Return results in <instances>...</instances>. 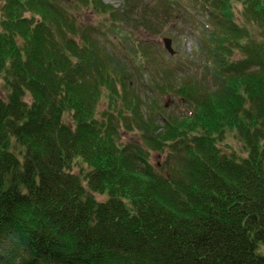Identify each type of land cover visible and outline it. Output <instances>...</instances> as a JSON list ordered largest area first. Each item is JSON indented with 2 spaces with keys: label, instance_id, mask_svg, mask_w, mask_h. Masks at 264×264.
<instances>
[{
  "label": "trees",
  "instance_id": "trees-1",
  "mask_svg": "<svg viewBox=\"0 0 264 264\" xmlns=\"http://www.w3.org/2000/svg\"><path fill=\"white\" fill-rule=\"evenodd\" d=\"M166 1L156 14L136 0L0 4V264H264V0ZM182 9L198 23L199 74L155 70L129 29L158 32ZM139 57L186 114L149 104ZM226 130L246 156L221 149ZM166 147L169 174L149 162Z\"/></svg>",
  "mask_w": 264,
  "mask_h": 264
},
{
  "label": "rangeland",
  "instance_id": "rangeland-1",
  "mask_svg": "<svg viewBox=\"0 0 264 264\" xmlns=\"http://www.w3.org/2000/svg\"><path fill=\"white\" fill-rule=\"evenodd\" d=\"M3 0H0V4ZM181 3L188 5V6H194L190 3L189 0H180ZM105 3L111 4L114 7H123L125 6V0H104ZM137 5H140L141 7H148L150 10L155 9L156 12L160 13V9L163 13L164 11V5L167 7L168 3L166 0H136ZM158 7H161L158 9ZM138 8V9H139ZM169 9L178 10L177 5L175 4V8L171 7ZM242 7L239 5V7L234 8L235 13L237 12L236 16L238 15V20L242 21V14H241ZM172 11V10H171ZM135 16L138 15L136 10L134 9ZM154 16L153 14H150ZM183 14V9L179 11V15L172 17L171 15L162 22L163 24L160 25V30L158 32H149L145 30L144 28H138L136 26L129 27L133 31V36L135 39H141V40H148V43L150 44L152 52L151 54V63L155 65L156 68L159 70L160 65H173L179 64L178 66L182 67V74H188V73H198L201 67H198L196 70L195 65L192 62H189V58H196L198 59L200 57L199 52V46L201 43V35L200 31L198 29V23L195 21H190L188 17H185L186 15ZM79 16L83 20H88L91 23H97L104 20L106 15H98L95 12L82 10L79 13ZM187 19L188 21L186 22ZM186 22V23H185ZM165 36H168L172 39V46L175 50L174 55H170L167 49L164 46L163 39ZM114 41H118L115 36H109ZM135 43H137L135 41ZM127 45V43H126ZM129 48H131V42L128 41ZM136 48V47H135ZM128 55H135L133 52L126 51ZM132 53V54H131ZM133 57V56H132ZM140 60L142 64L141 70V76L143 79H141V76L139 75V80L143 83L140 85L142 93L150 92L152 95V89L155 91L153 95L150 97L147 101L150 103L154 102V99L156 100V103L159 105H164V114L165 116H168L172 113L175 114H186L188 109V103H185V100L181 101L178 96L172 91L165 92L163 90H155L152 85L149 83V78L153 80L151 76H153V71L149 70V72H146V58L145 57H139L138 61ZM170 63V64H169ZM146 68V69H145ZM145 69V70H144ZM138 71V70H137ZM199 74V73H198ZM9 87L6 83L4 73L0 72V96L4 99H6L9 95ZM29 99L28 97H26ZM108 108V99L103 98L97 108L95 115L98 119H101L104 115V111H106ZM119 120V119H117ZM64 121L67 125H72L73 121L71 120V117H69V114L66 113L64 115ZM74 126V125H72ZM121 141L128 142L130 140H139L142 141L139 137L138 130H126L124 128L121 129ZM219 145L222 150H224L227 153H235L240 154L242 156H246L247 153L243 147L242 142L235 137L232 131L226 130L224 140L219 141ZM169 148L166 147L164 151H155L150 150L149 153V162L153 165L154 168H156L158 171L162 173H168V167L167 162L169 161L168 156ZM169 165V164H168ZM86 167V166H85ZM77 169V167H75ZM77 170H75L76 172ZM97 199L103 200L105 199V196L97 195Z\"/></svg>",
  "mask_w": 264,
  "mask_h": 264
},
{
  "label": "water",
  "instance_id": "water-1",
  "mask_svg": "<svg viewBox=\"0 0 264 264\" xmlns=\"http://www.w3.org/2000/svg\"><path fill=\"white\" fill-rule=\"evenodd\" d=\"M164 44H165V47L166 49L171 53V54H174L175 53V50L172 46V39L170 37H164Z\"/></svg>",
  "mask_w": 264,
  "mask_h": 264
},
{
  "label": "bare ground",
  "instance_id": "bare-ground-1",
  "mask_svg": "<svg viewBox=\"0 0 264 264\" xmlns=\"http://www.w3.org/2000/svg\"><path fill=\"white\" fill-rule=\"evenodd\" d=\"M165 37H168V36H165ZM163 42H164V40H163ZM164 46H165V44H164ZM165 48H166V47H165ZM167 51H168V50H167ZM168 52H169V51H168ZM169 54H170V55H174L175 53H174V54H171V53L169 52Z\"/></svg>",
  "mask_w": 264,
  "mask_h": 264
}]
</instances>
